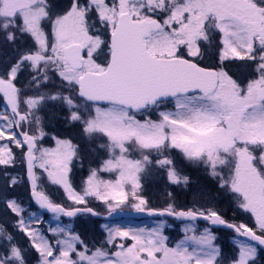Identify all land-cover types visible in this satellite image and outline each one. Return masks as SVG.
<instances>
[{"label":"snow or ice","instance_id":"6c2138e0","mask_svg":"<svg viewBox=\"0 0 264 264\" xmlns=\"http://www.w3.org/2000/svg\"><path fill=\"white\" fill-rule=\"evenodd\" d=\"M0 47L15 53L0 59V166L5 168L0 199L14 216L13 224L0 223V264H30L29 250L38 254L37 264H260L264 0H68L59 11L49 0H0ZM206 55L217 62L205 65ZM236 61L255 65L252 78H238L227 67ZM25 74L27 83L18 86ZM54 77L59 85L50 90ZM56 101L67 107L70 124H81L90 139L106 141L98 147L107 150L108 159L90 170L82 192L69 178L79 146L55 137L54 148L40 146L47 133L39 113ZM12 145L21 150L32 198L58 221L99 215L87 207L92 197L110 215L130 207L173 217L183 222L182 238L169 241L164 219L153 227L105 224L104 240L92 247L72 223L49 226L51 237L45 235L36 226L41 223L36 213L25 216L27 209L9 196L19 183L6 171L17 160ZM173 150L210 168L219 181L217 191L250 214L254 224L225 219L211 193L187 209L173 203L151 207L140 184L147 166L165 169L172 185L190 183L168 155ZM134 153L140 158H129ZM153 154L159 158L153 160ZM37 168L72 204L84 207L56 203L41 189ZM105 172L116 178L100 179ZM167 196L174 199L170 192ZM199 221L207 226L200 229ZM214 226L235 233L231 257L217 243ZM9 227L26 237L27 249ZM84 229L94 225L86 222Z\"/></svg>","mask_w":264,"mask_h":264},{"label":"trees","instance_id":"16d2710c","mask_svg":"<svg viewBox=\"0 0 264 264\" xmlns=\"http://www.w3.org/2000/svg\"><path fill=\"white\" fill-rule=\"evenodd\" d=\"M52 1H54V0H52ZM218 40H219V37L217 36L213 43L214 44L218 43ZM212 51H216V49L213 48ZM215 62H217V57H209L207 55L205 56L204 61H203V63L205 65H207L209 63H215ZM227 67L231 68L233 70V72L236 73V76L238 78L245 79V81H246V79H249V77L252 78L250 73H251L252 69H254L255 65H245L239 61H236L234 63L227 64ZM53 84H54V82L51 81L49 84V85H51L49 87L50 90L52 89ZM54 119H55V123L51 124V125H54L53 131L55 133L61 134L59 131H57L58 129L61 131L67 130L66 131L67 132L66 137L72 139V141L75 142V145L79 146V148L81 149L80 154H79V159L77 160V163L75 165H73V170H72V183L76 189H79L82 184L80 185V183H79L80 181L78 179L84 180L86 177H88L89 173H90L89 171L92 168H94L96 165L99 164V159L100 158L104 159V157H102L103 151H101V148L98 147L100 139H98V138L97 139H90L89 137L82 136V135H84L83 130H82V126H80L78 124H74V125H69V124L67 125L65 123L62 124L63 120L58 122V118L56 116ZM55 129H57V130H55ZM77 134H78V136H77ZM83 139H84V142H82ZM95 151H97L96 152L97 154L94 155L95 159L89 160V158H88V160L86 161L85 155L88 157L90 154H93ZM83 152L86 154H84ZM176 154H178V153L176 152ZM178 156H181V155L180 154L176 155V158H178ZM82 157L84 159V166L81 168H78L77 167L78 161L80 160V158L82 159ZM176 167L179 168V165L177 164ZM201 169H204V172L201 171ZM201 169H200V171H201V173H200L198 170L195 171L191 167H185V170H188V172H187L188 174H186V175L189 176L190 182L192 181L194 183V185L189 188V185H187V186H185V185L168 186L166 184V181H168L167 177H166L167 173L164 172V170L162 171L163 175L158 174L155 181H153L152 183L148 182V180H146L147 175H148V173L150 174L153 169L147 168V171H145L144 173H141V178H142L141 179L142 180L141 190H142V193L149 200L150 206L153 208L163 209V208H166L168 203H173L174 206L178 210L191 208V207H193L194 204L199 205V203H202L203 200L208 199L209 193H211L213 196L217 197L218 208L225 215V219L229 220L232 223H241V222H245L246 219H248L249 225L250 226L253 225L250 222L251 218H250L249 214L243 212L242 210H239L237 208V205L235 202L230 203L229 202L230 198H225L222 192H218L217 188L219 187V184L217 183V181L213 180L211 177H209V171L208 170H206L204 167ZM6 171L8 173H10L11 175L17 176V175L25 172L24 164L19 163L18 166L17 165L9 166L6 169ZM4 172H5V168L3 166H0V193L3 192L4 185H5V181L3 178ZM157 173H159V172H157ZM157 181H162V184L159 185V183H157ZM22 183L23 184L20 186H15V189L17 188L15 191L12 188H10L9 189V196L17 198V200L21 203L22 206L32 204L31 200H30L28 184L25 182V180H23ZM41 189L44 190V188L42 186H41ZM169 192L173 194L174 199H170L167 196V193H169ZM51 198L55 202H59L58 200L54 199L53 196H51ZM59 203H63V202H59ZM93 204H96L95 201L90 199L88 202V205L94 207ZM94 208L96 211L100 212L99 208L98 209L96 207H94ZM127 209L131 210L130 208H127ZM88 218H91L92 221L100 222L98 219H95L93 217H88ZM4 221H8V224L11 225L14 223V216L8 210L5 209L4 204L2 202V199H0V223H3ZM79 221H80V217L77 220V224L79 223ZM177 226H178V224H177ZM9 231H13V234L16 235L18 241H20L21 244L26 249L29 247L28 241L23 234L14 231L11 227H9ZM79 231L80 232L82 231L84 233L85 232L84 226L80 227ZM88 231H90V230H88ZM213 231L219 237L217 243L222 247L225 254L228 257H231L233 255V253L236 251V248L233 245L232 239H231L235 233L232 232V230L226 229V228L214 229ZM87 232H86V234H87ZM86 234H82V235H84V238H85ZM98 239L100 240V238H98ZM30 253H33V250L28 251V258H29L30 264H31L32 259L29 257ZM260 264H264V259L260 260Z\"/></svg>","mask_w":264,"mask_h":264},{"label":"rangeland","instance_id":"374dc122","mask_svg":"<svg viewBox=\"0 0 264 264\" xmlns=\"http://www.w3.org/2000/svg\"><path fill=\"white\" fill-rule=\"evenodd\" d=\"M49 2L52 3V4H54L56 6V10L59 11V10H61V8L64 5H66L68 3V0H54V1L49 0ZM28 43L31 44L32 43L31 40H29ZM13 55H15V53L11 49L5 48V47H0V59H9ZM26 75L27 74H25L24 76H21V84H20V86H23V84H26L27 83ZM249 79H250V77H249ZM52 81L54 82L55 85H59V79L58 78H55L54 77ZM50 86L51 85H49V87ZM51 90H55V89H51ZM31 94H33V93H31ZM77 103H80V101H77ZM2 107H3V102H2V100H0V109H2ZM171 107H172V105L169 104L168 105V108H171ZM39 115H41L44 118V121H43V123H44V131L47 133V135L40 142V146L41 147H44V148H54L56 146V140L54 139V137L55 138H59V139H69V140H72V139L66 137V134H67L66 131L67 130L61 131L59 129L58 130L55 129V130L59 131L61 134L55 133L53 131L54 130L53 129L54 125H51V124L55 123V119H54L55 116L58 118V122H60L61 120H63L62 121V124L63 123H65L67 125L68 124L69 125L78 124V125L82 126L79 123L70 124L68 122V120H67V116L69 115L68 109H67L66 106H64L62 104V102H59V101H56V102H48L44 106L43 110L39 113ZM152 118L153 119H156L157 117L155 115H153ZM25 130H29V129H25ZM82 130H83V126H82ZM29 131H32V130H29ZM77 136H78V134H77ZM82 136H86V135L84 134ZM82 142H84V139L82 140ZM105 142H106L105 140L100 139L99 145L102 144V143H105ZM73 144H75V142H73ZM11 147L13 148V151L16 153V156H17V160H16V164L15 165L18 166L19 163H21V164L23 163L24 164V170H25V162L23 161V159L21 157V150L15 148L14 145H12ZM101 151H103L102 157H104V159H108L107 150L106 149H101ZM96 152L97 151H95L93 154H90L88 157L85 155V160L87 161L88 158H89V160L95 159L94 158V155L97 154ZM176 152L178 154H180L181 156H178V158H176V155H178V154H176ZM84 154H86V153H84ZM168 155L170 156V158H172L174 160L176 166H177V164L179 165V168L178 169L182 172L183 175L188 174L187 173L188 170H185V167H191L195 171L198 170L200 173H201V171L204 172V169H201V168L204 167L206 170L209 171V177H211L213 180H216L217 183L219 184V181L216 178H214L213 176L210 175V171L211 170L204 163H195L194 164L193 162H190V161L186 160L183 157V155L179 152V150H173ZM129 158H131V159H139L140 158V154L139 153H134ZM157 158H159V157H156L155 154H153L152 159L155 160ZM78 159H75L73 161V164L71 165V172L69 174V178H70L71 182H72L71 173H72L73 165H75L77 163V160ZM104 159L103 158H100L99 159V164ZM99 164L96 165L94 168H97L99 166ZM77 165H78L77 166L78 168H81V167L84 166V159H83V157H82V159L80 158V160L78 161V164ZM147 168L153 169L150 174L148 173L147 178H146V180H148V182H151V183L153 181H155V179H156V177H157L158 174H162L163 173L162 172L163 170H164V172L167 173V171L165 169L156 166L155 163H153L152 165L147 166ZM200 169H201V171H200ZM218 171H219V169H218ZM226 171L227 170H225V172ZM157 172H159V173H157ZM36 174H37L38 177H40L38 183L44 188V191L47 192V194L49 196H53L54 199L58 200L59 202H64L65 204H67L70 207L80 206V205H74V204H72V202L67 199L66 194H65L63 188L60 187V186L52 185L47 180L46 174H42V170H40L39 168H37L36 169ZM12 176H16V175H12ZM17 177H19V183H17L15 186H20V185H22L24 183V182L22 183V181L23 180H26L25 179V172L17 175ZM166 177H167V175H166ZM87 178L88 177H86L84 180L78 179L80 181V182L78 181L80 183V185L82 184L79 189H76L74 187L73 183H72V185L76 189V191L82 192L83 187H84V181H86ZM115 178H116V174H114V173H106V172L105 173H100V179H103V180H114ZM141 179L142 178H141V174H140V184L142 182ZM167 180H168V178H167ZM157 183H159V185H160V184H162V181H157ZM192 183L193 182L191 181L188 184L189 185V188L194 185V183L193 184ZM166 184L168 186H171L172 185V184H170L169 181H166ZM15 186L12 188L14 191L17 189V188L15 189ZM127 190L128 191L131 190L130 189V186L127 188ZM89 199L96 200V199H94L92 197H89ZM93 205L97 209L99 208V210H100V212L102 214H105V212H109L108 208L106 207V205L102 201L96 200V204H93ZM23 207L25 209H27V211L24 213L25 216H28L29 212L36 213V216L41 221V223L37 224L36 226L37 227H40L42 230L44 229L43 226H45L46 230H43L44 231V234L47 235V236H49V237H51V233H49L47 231V229H48L49 226H53L54 227V226L57 225V223H60L61 225H67V223L63 222L61 218H60L59 221L55 217H52V218H43V216L38 211H36L35 209H33L32 207H28V205H24ZM127 208H130V207H125L122 210H129ZM131 210H129V211H131ZM249 216H250V214H249ZM250 218H251V220H250L251 224H254L253 218L251 216H250ZM161 219H164L166 221V226H165V229H164V235H166V236L169 237V241L171 243H175V241H177V240H179V239L182 238V235H183L182 228H183L184 225L183 224H180L179 226H175L174 223H173V221L170 218H167V217L166 218L165 217L164 218H159V219H145V220H140V221H137V220H129V221H119V222H116V221L115 222H113V221L95 222V221H92L91 218H88V217H85V216H81L78 225L77 224H73V225H74V227L78 226L76 229L74 228V230L76 232H80L79 231V228L82 227V226H84V224L86 222L87 223H91L92 225H94V229L88 231L87 234H86V232H84V233L82 231L80 232L82 234H86L85 235V238H84V235H82V238L86 239V243H88L89 247H92L93 244H95L96 246H99L100 242L102 240H104L106 233H105V231H104V229H103L102 226L105 225V224H107L109 226H121V227H125V228H128V227H131V228H137V227H153ZM243 223L249 224L248 219H246V221L243 222ZM198 226H199L200 229H203L204 227L207 226V224H199L198 223ZM234 236H235V234L231 238L233 245H234V242H233V237ZM97 237L100 238V240ZM117 242H119V241H117ZM113 250H115V249H113ZM33 253H30L29 254V257L32 259L31 260L32 261L31 264H37L38 254L34 250H33Z\"/></svg>","mask_w":264,"mask_h":264},{"label":"water","instance_id":"95a60500","mask_svg":"<svg viewBox=\"0 0 264 264\" xmlns=\"http://www.w3.org/2000/svg\"><path fill=\"white\" fill-rule=\"evenodd\" d=\"M27 169V167H26ZM27 180L28 182L30 183L29 179H28V175H27ZM30 188H31V184H30ZM31 199L33 201V203L35 204V206L37 208H39V206L36 204L35 200L32 198L31 196ZM42 212L46 213V214H50V215H53L52 213L48 212L46 209H41L39 208ZM95 212V211H94ZM66 219L68 220H72L74 218H69V217H66L64 216ZM96 217H99V218H102V219H119V218H130V217H136L138 219H144V218H161V217H158V216H150L149 214H147L146 212L145 213H137V212H123L121 210H117L116 212L112 213L111 215L108 214V215H97ZM178 222H181L179 220H177ZM182 223V222H181ZM214 227H222L223 226H214Z\"/></svg>","mask_w":264,"mask_h":264}]
</instances>
